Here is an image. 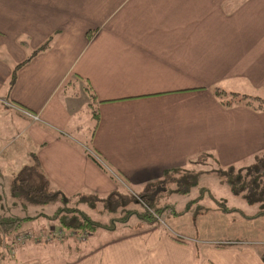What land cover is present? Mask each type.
Wrapping results in <instances>:
<instances>
[{"label": "crops", "instance_id": "0c3cea01", "mask_svg": "<svg viewBox=\"0 0 264 264\" xmlns=\"http://www.w3.org/2000/svg\"><path fill=\"white\" fill-rule=\"evenodd\" d=\"M51 36L8 86L14 65ZM85 79L100 100L91 152L103 165L85 131L73 133L88 115ZM215 85L264 96V0H0V181L38 160L65 194L105 195L201 152L245 162L264 150V110L223 106ZM8 125L25 135L21 146L6 147ZM212 202L174 208L166 224L66 264H264V214L247 219Z\"/></svg>", "mask_w": 264, "mask_h": 264}, {"label": "trees", "instance_id": "16d2710c", "mask_svg": "<svg viewBox=\"0 0 264 264\" xmlns=\"http://www.w3.org/2000/svg\"><path fill=\"white\" fill-rule=\"evenodd\" d=\"M51 40L52 36L37 48L32 49L27 58L14 65L7 82L8 86L15 81L17 70L38 52L48 49ZM20 42L27 47V40L21 39ZM73 79L82 78L76 76ZM73 79L66 86L72 85ZM84 82L90 97L86 110L90 112L93 124L87 129L82 128L83 125H76L73 133L77 134L81 129L85 131L83 142L89 147H87L90 151L89 155L99 165H103L92 153L94 151L91 144L93 132L99 120L100 100L97 99L89 82L86 79ZM212 90L224 106L243 104L264 110V96L227 90L220 85L213 86ZM210 156H212L211 153L201 152L189 158L188 166L166 169L161 177L141 186L131 185L124 180L125 184L121 183L119 189L105 195L81 191L69 196L46 176L38 160L23 165L14 173L10 181H0V264H66L75 258L69 259L72 255L89 251L82 244L83 239L80 240L77 236L68 234V231H74L77 234L88 232L89 235L98 232L106 235L107 240L104 242H107L141 231L151 225H159V223L162 225V218L158 217L157 213L161 214L171 205L167 201L169 195L166 192L187 194L191 188L198 185L199 176L203 173L201 170L191 171L188 167L200 158ZM34 157H36L35 154ZM236 167L231 164L224 169L220 168L219 171L222 177L225 176L226 181L223 180L232 192L239 195L242 204L236 208L229 206L224 203L223 198L226 197L213 196L214 201L224 211L238 210L250 218L264 214V150L255 154L250 161L239 164L237 169ZM235 170H237L236 173H234ZM171 179L175 182L168 185ZM256 202L260 203L258 207L253 206ZM253 207L256 209L250 212L249 208ZM98 210L107 211V216L109 214L116 216H111L108 221H104L98 215ZM118 222L121 223L118 225ZM37 224L45 228V231L47 228L58 225L65 234L60 235V239H55L53 237L56 235H50L47 232L46 237L51 236V240L38 242L30 239L26 245L17 244L15 238L21 229L34 228ZM173 237L183 242H191L180 236Z\"/></svg>", "mask_w": 264, "mask_h": 264}, {"label": "rangeland", "instance_id": "374dc122", "mask_svg": "<svg viewBox=\"0 0 264 264\" xmlns=\"http://www.w3.org/2000/svg\"><path fill=\"white\" fill-rule=\"evenodd\" d=\"M85 112L88 115L85 114L81 121L83 123L82 128L87 129V127L92 126L93 123H92L91 119L89 118L90 112L88 111V109ZM4 119L8 120V122H11V121H15L16 120V116H14L12 114L8 118H4ZM78 124H81V123H78ZM6 129H7V131L5 133H11V132L13 133L12 138L8 142L6 147H9V149H11V148H16V147L21 146V144L24 141L25 135L18 134L17 131H19L20 128H17V125H15V126H9L8 125V127ZM68 130L71 131L72 129H68ZM251 158L249 160H246L245 162H242V163H246V162L250 161ZM239 164H241V162L240 163H234L233 165L238 167ZM229 165H231V164H229ZM227 166H228V164L227 165L226 164L225 165L220 164L218 162L216 156L213 155V154H212V156H210L208 158L207 157L200 158L195 164L190 165V167H188V168L191 171L192 170H194V171H199V170L203 171L202 175L199 176L198 185L194 186V187H198L199 186L198 187V190H199L198 194L200 196H196V198L194 199V195L188 194L189 192L187 193L188 195L187 194L185 195V194L177 193V192H172V191L166 192V194L169 195L168 198H167V201L171 205H169L168 208H166L164 211H162L161 214L157 213V216L162 218L163 224L164 223L166 224V220L165 219H167L169 216L174 214V211H173L174 208L176 209V211H179L180 209H184V208H189L191 204H193L195 202H198V200H199V202H201L203 204H205L207 201L211 200V201H213L211 204H214L216 206V202L214 201L213 196H216L217 198L218 197H224V196L217 195V194L211 192L209 189H207V188H209L208 187L209 185H210V188L213 189L214 186L212 184H214L215 188H218V189H220L218 184L223 185L224 188H226V190H227L226 191V198H223L225 204H227L229 206H234L235 208L239 207L242 204L241 200L239 198V195H236V194H234L232 192V190L230 189L228 184L225 182L226 181L225 176L223 175V177H222V175L220 174V171H219L220 168L224 169ZM237 167H236V169H237ZM236 172H237V170H235L234 173H236ZM1 176H3V175H1V173H0V178H1ZM175 176H177V175H175ZM171 177H173V176H171ZM173 181L174 180L171 179L170 181H168L169 183H167V184L168 185L174 184ZM204 181L207 184L204 183V185H202ZM192 199H194V200H192ZM243 204H245L244 201H243ZM259 205H260V203L256 202L253 206H257L258 207ZM138 208L141 209L140 206H138ZM246 209L247 208L245 207V210ZM249 209H250V212H253L256 209V207L249 208ZM223 211H224V209H223ZM232 211H234V209H232ZM106 212L107 211L98 210V215L104 221H108L111 216H116V215H113V214H109L107 216ZM243 216L245 218H247V219H251L250 217H247L245 215H243ZM229 219L231 220L232 217H229ZM102 220H100V221H102ZM43 221H45V220H43ZM120 223L121 222H118V225ZM39 225L37 224V227L35 226L36 228L34 227V228L21 229L20 233L16 236L15 241L17 242V240H20V237H22L23 235L28 236V239L25 240V241L22 240L23 242H17V244L26 243L30 239L37 240L38 242L39 241L42 242V240L43 241L51 240L52 239L51 236L46 237L47 232H49L50 235L51 234L56 235L55 237H53L55 239H60V235L65 234V231L63 229H61L58 225L55 226V227L47 228L46 231H45V228H41ZM159 225L161 226V223H159ZM101 233H102V231H101ZM68 234L75 235L80 240L83 239V240H81L82 244L87 249H93L96 246L104 243V241L107 240L106 235L100 234L98 232H94L93 234L89 235L88 232H83L81 234H79V233L77 234L74 231H68ZM75 256L76 255H72V257H69V259L73 258Z\"/></svg>", "mask_w": 264, "mask_h": 264}, {"label": "built area", "instance_id": "2783aa9c", "mask_svg": "<svg viewBox=\"0 0 264 264\" xmlns=\"http://www.w3.org/2000/svg\"><path fill=\"white\" fill-rule=\"evenodd\" d=\"M161 221H162V219H161ZM162 223H163V221H162ZM28 239V236H26V235H23L22 237H20V240H17V242H23V241H25V240H27ZM23 240V241H22Z\"/></svg>", "mask_w": 264, "mask_h": 264}]
</instances>
